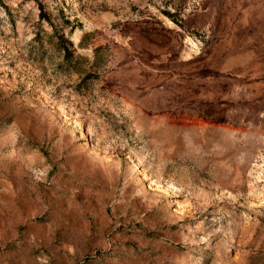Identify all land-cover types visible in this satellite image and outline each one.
<instances>
[{"label": "rangeland", "instance_id": "1", "mask_svg": "<svg viewBox=\"0 0 264 264\" xmlns=\"http://www.w3.org/2000/svg\"><path fill=\"white\" fill-rule=\"evenodd\" d=\"M0 264H264V0H0Z\"/></svg>", "mask_w": 264, "mask_h": 264}]
</instances>
